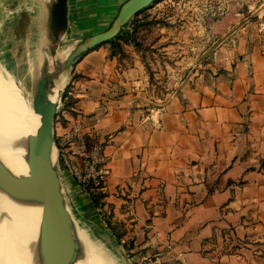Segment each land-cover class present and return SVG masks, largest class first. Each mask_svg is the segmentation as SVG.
I'll use <instances>...</instances> for the list:
<instances>
[{"label": "crops", "instance_id": "0c3cea01", "mask_svg": "<svg viewBox=\"0 0 264 264\" xmlns=\"http://www.w3.org/2000/svg\"><path fill=\"white\" fill-rule=\"evenodd\" d=\"M128 1L69 0L64 46L109 30ZM243 30L234 49L169 87L148 49L123 40L72 68L57 129L82 117L88 140L103 145L104 211L143 264H264V40Z\"/></svg>", "mask_w": 264, "mask_h": 264}, {"label": "rangeland", "instance_id": "374dc122", "mask_svg": "<svg viewBox=\"0 0 264 264\" xmlns=\"http://www.w3.org/2000/svg\"><path fill=\"white\" fill-rule=\"evenodd\" d=\"M51 1L47 0V4ZM43 4L42 0H0V70L8 80L17 82L25 100L32 104L41 73L38 71L36 79L32 78L29 58L35 54L33 49L37 45L33 44L31 35ZM125 27L139 30L143 38L141 44L148 49L149 63L157 61L155 72L162 71V77L166 80L162 86L169 87L170 81L185 80L201 64L213 63L219 52L224 54L221 51L224 48L234 49L236 43L233 40L240 37H236L240 30L244 29V36L256 34L259 39L264 40V0H158L152 7L138 13ZM64 45L62 43L59 49H66ZM44 53L46 61L53 57L50 47L45 48ZM40 59L35 65L40 63ZM71 72L72 70L70 75ZM64 94L61 103L65 106L68 101H63ZM62 109L63 106L58 110L56 125L63 119ZM55 142L57 146L58 141ZM56 151V169L62 178V184L68 186L69 179L59 162L57 147ZM6 171L11 176L12 173ZM71 194L72 196L64 192L72 217L96 228L91 230L95 239L107 248L116 264H143L141 258L136 256L137 251H134V241L125 239L124 231H120L110 221L112 214L104 211L105 203L97 208L99 213L96 215L90 206L74 200V195ZM25 211L24 219L32 230L33 239L32 222ZM4 217L11 220L7 208L0 206V218ZM108 219L111 226L107 223ZM79 256L81 264H86L81 251Z\"/></svg>", "mask_w": 264, "mask_h": 264}, {"label": "bare ground", "instance_id": "6f19581e", "mask_svg": "<svg viewBox=\"0 0 264 264\" xmlns=\"http://www.w3.org/2000/svg\"><path fill=\"white\" fill-rule=\"evenodd\" d=\"M42 2L44 7L48 5L47 0H42ZM40 10L39 18L33 26L34 31L31 35L33 44L37 45L36 49H33L35 54L30 55L29 58L32 64L31 75L33 79L37 77V65L35 64L39 58L47 59L44 49L50 45L47 40L45 42L47 34L46 14L41 7ZM65 48L61 50L57 48V44L53 47V57L49 60L51 72H54L58 65H62L72 51L70 47ZM69 84L70 70L64 71L55 81V86L50 87L49 103H60V97L65 93ZM40 124L41 116L34 112V104L28 103L17 82L8 80L0 70V164L12 173L11 177L16 180H23L29 176L27 164L29 138L37 134ZM52 159L55 165L57 160L56 149L53 150ZM63 186L66 189V191L64 189L65 194L72 196V190L64 184ZM0 206L7 208L11 218V220L5 217L0 218V264H45L41 251L43 207L41 187L18 197L8 196V193L0 188ZM24 211L29 214L32 222L33 239L32 230L24 219ZM74 223L75 237L86 264H116L107 248L95 239L91 230H96V228L86 225L78 218ZM76 264H81V261L78 260Z\"/></svg>", "mask_w": 264, "mask_h": 264}, {"label": "water", "instance_id": "95a60500", "mask_svg": "<svg viewBox=\"0 0 264 264\" xmlns=\"http://www.w3.org/2000/svg\"><path fill=\"white\" fill-rule=\"evenodd\" d=\"M68 1L52 0L48 5L45 18L51 53L57 44L60 47L69 29ZM158 0H129L120 9L117 18L109 30L99 33L84 44L72 49L64 65H58L51 72L50 62L40 59L36 66L41 78L34 97V112L41 116V124L36 135L29 138L27 164L29 176L23 180L12 178L0 165V188L11 196H21L41 187L43 207L41 218L42 254L45 264H75L80 260V245L74 233V218L67 207L66 196L62 192V180L56 165L53 164L52 153L56 149V118L60 103H49V89L64 71L72 70L76 60L93 48L116 38L125 26L141 11L152 7Z\"/></svg>", "mask_w": 264, "mask_h": 264}, {"label": "built area", "instance_id": "2783aa9c", "mask_svg": "<svg viewBox=\"0 0 264 264\" xmlns=\"http://www.w3.org/2000/svg\"><path fill=\"white\" fill-rule=\"evenodd\" d=\"M71 96V91L67 89L63 101H67ZM56 136L55 140L58 142L55 146L63 171L86 195L103 192L109 175L104 147L88 140L83 118L74 119L65 134H61L56 125Z\"/></svg>", "mask_w": 264, "mask_h": 264}, {"label": "trees", "instance_id": "16d2710c", "mask_svg": "<svg viewBox=\"0 0 264 264\" xmlns=\"http://www.w3.org/2000/svg\"><path fill=\"white\" fill-rule=\"evenodd\" d=\"M115 39H116L115 41L112 42V40H111L108 43L112 44L114 47L117 46L118 51H121V48H120L121 43L119 42V40H123L125 42H131L136 47L142 46L141 43H143L142 35L139 34V30H135V29L134 30L128 29L127 31L121 30ZM70 105H71V101H68V102H66L65 107H68ZM89 197L92 200L94 206L96 208H98V207H102L104 205V203H105L104 200H105L106 195L103 192H92ZM109 222L110 221L108 219L107 223L109 226H111V224Z\"/></svg>", "mask_w": 264, "mask_h": 264}]
</instances>
